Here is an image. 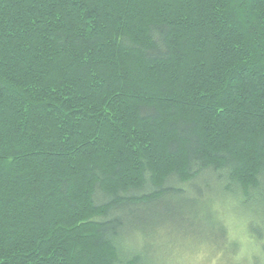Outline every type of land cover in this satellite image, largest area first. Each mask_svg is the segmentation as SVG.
<instances>
[{"label": "trees", "instance_id": "trees-1", "mask_svg": "<svg viewBox=\"0 0 264 264\" xmlns=\"http://www.w3.org/2000/svg\"><path fill=\"white\" fill-rule=\"evenodd\" d=\"M211 204L264 251V0H0V264H169Z\"/></svg>", "mask_w": 264, "mask_h": 264}, {"label": "rangeland", "instance_id": "rangeland-1", "mask_svg": "<svg viewBox=\"0 0 264 264\" xmlns=\"http://www.w3.org/2000/svg\"><path fill=\"white\" fill-rule=\"evenodd\" d=\"M201 179L209 180L214 184V178L211 175L203 176ZM211 215L212 221L207 219L201 221L198 218L172 219L173 222L170 221V223L175 226L192 223L193 227H197L194 231L199 234L190 235L182 240L179 238L182 235L172 232L175 230H170L172 227L168 228L163 231V235H171V237L157 238L148 256L149 259L158 260L162 254L164 258H169L171 261L168 262L169 264H264L263 247L250 238V229L243 217L223 208L218 217L214 215L212 204ZM219 224L224 228L223 234L217 233ZM200 232H204L205 235Z\"/></svg>", "mask_w": 264, "mask_h": 264}]
</instances>
